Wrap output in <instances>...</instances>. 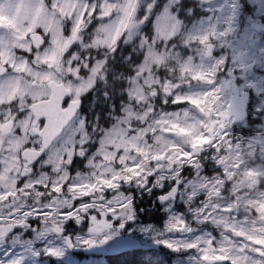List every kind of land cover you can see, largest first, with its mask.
Listing matches in <instances>:
<instances>
[{"label":"snow or ice","instance_id":"obj_1","mask_svg":"<svg viewBox=\"0 0 264 264\" xmlns=\"http://www.w3.org/2000/svg\"><path fill=\"white\" fill-rule=\"evenodd\" d=\"M264 264V0H0V264Z\"/></svg>","mask_w":264,"mask_h":264},{"label":"rangeland","instance_id":"obj_2","mask_svg":"<svg viewBox=\"0 0 264 264\" xmlns=\"http://www.w3.org/2000/svg\"><path fill=\"white\" fill-rule=\"evenodd\" d=\"M92 258H89L90 260H95L98 262V264H110V260L106 259L105 257H94L91 256Z\"/></svg>","mask_w":264,"mask_h":264},{"label":"water","instance_id":"obj_3","mask_svg":"<svg viewBox=\"0 0 264 264\" xmlns=\"http://www.w3.org/2000/svg\"><path fill=\"white\" fill-rule=\"evenodd\" d=\"M94 252H95L94 256H105V255H102V254H101V252H100L99 249L94 250Z\"/></svg>","mask_w":264,"mask_h":264},{"label":"flooded vegetation","instance_id":"obj_4","mask_svg":"<svg viewBox=\"0 0 264 264\" xmlns=\"http://www.w3.org/2000/svg\"><path fill=\"white\" fill-rule=\"evenodd\" d=\"M92 256H94V255H92ZM94 257H98V258H100V256H94ZM106 259H108V260H111V258L110 257H107V256H104ZM90 258H92V257H90ZM110 264H111V262H110Z\"/></svg>","mask_w":264,"mask_h":264},{"label":"trees","instance_id":"obj_5","mask_svg":"<svg viewBox=\"0 0 264 264\" xmlns=\"http://www.w3.org/2000/svg\"><path fill=\"white\" fill-rule=\"evenodd\" d=\"M110 262H111V260H110Z\"/></svg>","mask_w":264,"mask_h":264}]
</instances>
